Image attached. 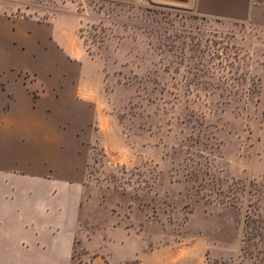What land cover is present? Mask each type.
Returning <instances> with one entry per match:
<instances>
[{"label": "crops", "instance_id": "crops-1", "mask_svg": "<svg viewBox=\"0 0 264 264\" xmlns=\"http://www.w3.org/2000/svg\"><path fill=\"white\" fill-rule=\"evenodd\" d=\"M252 3L192 7L230 21L246 19ZM78 74L50 24L0 14V264H72L73 255L90 264H237L240 208L85 182L94 105L80 97Z\"/></svg>", "mask_w": 264, "mask_h": 264}, {"label": "rangeland", "instance_id": "rangeland-1", "mask_svg": "<svg viewBox=\"0 0 264 264\" xmlns=\"http://www.w3.org/2000/svg\"><path fill=\"white\" fill-rule=\"evenodd\" d=\"M40 1V6L32 5L35 9H24L21 12L24 16L31 17L30 19L42 20L52 26L53 39L63 51V57L77 63L79 67L80 97L92 100L94 105V117L86 143L87 180L111 187L227 204L240 208L243 213L251 202L254 203L252 217L262 229L264 117L260 123L262 137L259 141H256V135L264 109V71L261 80H258L260 73L254 69L258 68L262 58V55L258 58L260 51H263L264 59V46L253 47L246 43L248 37L252 36L264 39L259 0H253L246 19H219L216 22L215 18L206 16L213 19L208 23L215 26H207L211 39L205 41L195 38L189 49L190 44L186 41V52L183 50L182 54L177 47L179 40L174 38L171 41L173 52L168 55L171 64L164 79L166 84L155 95L162 102V108L156 114H164L163 124L152 129V138L136 137L135 129L137 130L138 124L129 120L133 114L129 112V108L139 113L142 120H150L152 117H146L148 110L145 103L148 95L140 78L138 63L142 51H138V42L131 43L122 36L126 30L122 18L110 16L111 12L118 13L120 8L117 5L108 6L100 0ZM147 2L148 0H137L132 5H146ZM27 3L31 4L30 0ZM4 10L12 13L16 11V6H6ZM168 10L199 15L195 7ZM114 20L118 22H112ZM101 33L109 38L99 41ZM205 35L202 37L205 38ZM242 35L245 38L239 42ZM197 41L201 44H197ZM205 43L208 45H204ZM204 46L210 54H206L197 63V75L193 76L188 70L195 59L190 60L187 56L195 47L203 49ZM143 54L148 58L154 57V53L153 56ZM181 56L184 62L180 66L178 60ZM209 57L212 59L209 60ZM202 64L207 68L204 72L199 69ZM254 83H257L255 88ZM258 87L259 97L256 94ZM179 101L184 102L189 111L194 110L206 116H211L214 112L231 115L240 113L245 117L255 115V124L251 125L255 133L253 142L243 136L238 138L233 135L235 126L230 125L227 127L230 133L221 136L224 140L217 139V142H225L220 152L224 157L219 154L216 141L212 147L199 141L196 145L198 149H193L192 146L188 151L185 149L189 144H185L182 154H179L173 149L174 130L168 123V118L175 113ZM140 104L145 107L142 112L136 108ZM150 113L153 115V112ZM183 157L187 162L182 161ZM258 238L249 239L250 248L256 249L255 245H258L264 253L262 237L260 241ZM91 262V257L77 255L72 264Z\"/></svg>", "mask_w": 264, "mask_h": 264}, {"label": "trees", "instance_id": "trees-1", "mask_svg": "<svg viewBox=\"0 0 264 264\" xmlns=\"http://www.w3.org/2000/svg\"><path fill=\"white\" fill-rule=\"evenodd\" d=\"M28 1L0 0V9H2L0 10V14L31 18L29 16H24L21 11H23L24 9L30 11L32 9H35V6H32L33 4H37L40 6L42 3L40 0H30L31 4L27 3V5L26 2ZM100 1L102 3H106L108 6L117 5L120 8V11L118 13L111 12L110 16L116 15L114 17L122 18L121 21L125 22L122 24L126 28L122 36L124 38H127L131 43L138 42L140 47L138 51H142V56H139L140 62L138 63L139 71L141 72L140 78L142 79V86L144 89H146L148 95L147 101L145 103V107L147 105L146 110H148L146 117L152 118L150 120H142L141 115L139 113H137L134 109L129 108V112L133 113L129 120L131 122H134L135 124H138L136 125L137 130L135 129L136 137L152 138V129L154 127H160L163 124L162 118L164 114H162V112L156 114V112H160L159 109L162 108L160 107V104L162 102L157 99L155 95H157L159 90H163L166 84L164 79L169 69V65L171 64L168 55L173 52L171 51L173 48L171 41L174 38H176L177 41L179 40L177 47L179 48L181 54L183 50H185L186 52V41L190 44L187 49H189L190 46H193L191 42L195 38L198 40L204 39L205 41H208L209 39H211L209 37V34L211 33L208 31L207 26H213V24H209L211 21H213V19L211 20L203 15H193L190 13L172 11L147 5H132L107 0ZM13 5L16 6L15 12L8 13L7 10H4L6 6ZM215 20L216 22H219V19ZM112 22L117 23L118 21L114 20ZM213 27L215 28V26ZM203 34L208 35H205V38H203ZM246 37H248V35H246ZM108 38L109 37H106V35H102V33L101 36H98L99 41L107 40ZM239 38L241 39L238 40ZM239 38L237 40L241 42L242 39L245 38V35H242ZM246 43L248 45H252L253 47L261 48V46H264V39L261 37L252 36L248 37ZM197 44H201V42L197 41ZM204 45L208 44L205 43ZM147 51H153L152 53H154V57H149L151 59L145 57L143 52L147 55L150 54L149 56H153L151 52L148 53ZM191 51L192 52L187 56V58L190 60L195 59V61L192 63L191 68L188 71L191 72L193 76H195L197 75L198 69V67L195 66L206 56V54L210 53L206 50L205 46L203 49H198L197 47H195ZM258 54V58L261 57V55L262 58L258 63V68L255 67L254 70L260 73L257 79L261 80V75H263L264 71L263 51L262 53L260 51ZM157 55H159V59H157ZM194 56L195 58H193ZM210 56L212 57L213 54H211ZM211 57H209L208 59H212ZM146 59H149V61ZM182 62H184V59L181 56V58L178 60L180 66ZM200 68L203 72L207 70L206 65L204 64H202L199 69ZM178 70L180 69L178 68ZM256 84L257 83H254V88ZM257 91L256 94H258L257 96L259 97V87ZM164 102L166 103L167 101ZM178 104L179 106L176 108V111L173 114L174 116H169L168 123H170L172 131L174 130L172 132V138L174 139L172 145L173 149L179 154H182V150H184L183 146L185 144H189V147L185 149L188 151L190 148H192V146L193 149H198L196 148V145L199 144V141H203L205 145L210 144L211 147L216 141V148L219 149V154L223 156L224 154L220 152H222L225 142H217V139L222 138L221 136H224L227 133H230V130L227 129V127L230 125L235 126L233 127L234 129L232 131L233 135L235 134L238 138L243 136L244 139L249 140L251 143L253 142L255 133L253 126L251 125L253 123L255 124V115L254 117H245L240 115V113L231 115L228 113L217 114L214 112V114H212L211 116H206L203 113H197V111L194 110L189 111V107L185 106V103H182V101H179ZM145 107L143 108V105L140 104L136 108L137 110H141L139 112H142L144 111ZM132 110L134 112H132ZM150 112H153L154 116ZM263 117L264 109L262 110V115L259 118V130L257 131L256 141H259L262 137L260 123H262ZM222 140L224 139L222 138ZM181 159L183 162H187L184 161L185 157ZM85 182L92 183L89 182L86 177ZM253 209L254 203L249 202L244 213L237 264H264V253H262V247L255 245L256 249H252L250 248V244L248 242L251 237H259V241L262 237V229L258 227V225L255 223V219L252 217ZM74 257L75 256L73 255L72 261Z\"/></svg>", "mask_w": 264, "mask_h": 264}, {"label": "water", "instance_id": "water-1", "mask_svg": "<svg viewBox=\"0 0 264 264\" xmlns=\"http://www.w3.org/2000/svg\"><path fill=\"white\" fill-rule=\"evenodd\" d=\"M125 4H133L137 0H107ZM148 6L158 7V8H168V9H177V10H185L189 9L193 5V0H148Z\"/></svg>", "mask_w": 264, "mask_h": 264}]
</instances>
